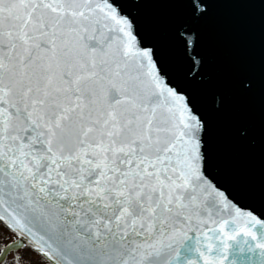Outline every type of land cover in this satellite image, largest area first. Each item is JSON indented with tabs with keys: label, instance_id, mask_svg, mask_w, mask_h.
<instances>
[{
	"label": "snow or ice",
	"instance_id": "6c2138e0",
	"mask_svg": "<svg viewBox=\"0 0 264 264\" xmlns=\"http://www.w3.org/2000/svg\"><path fill=\"white\" fill-rule=\"evenodd\" d=\"M0 264H264V0H0Z\"/></svg>",
	"mask_w": 264,
	"mask_h": 264
},
{
	"label": "water",
	"instance_id": "95a60500",
	"mask_svg": "<svg viewBox=\"0 0 264 264\" xmlns=\"http://www.w3.org/2000/svg\"><path fill=\"white\" fill-rule=\"evenodd\" d=\"M210 45L217 59L212 67L213 71L227 63L258 61L260 47L258 17L221 10L210 35ZM233 103L245 112L258 111V101L235 100Z\"/></svg>",
	"mask_w": 264,
	"mask_h": 264
}]
</instances>
